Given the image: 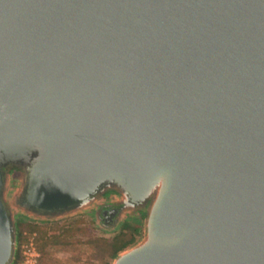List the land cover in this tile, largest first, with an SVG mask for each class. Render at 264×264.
<instances>
[{"label":"water","instance_id":"1","mask_svg":"<svg viewBox=\"0 0 264 264\" xmlns=\"http://www.w3.org/2000/svg\"><path fill=\"white\" fill-rule=\"evenodd\" d=\"M110 207L111 264H264V0H0V264Z\"/></svg>","mask_w":264,"mask_h":264},{"label":"trees","instance_id":"2","mask_svg":"<svg viewBox=\"0 0 264 264\" xmlns=\"http://www.w3.org/2000/svg\"><path fill=\"white\" fill-rule=\"evenodd\" d=\"M77 223L79 224V221L48 226L44 224H31L23 219H18L16 221L18 243H21L22 235L25 230L36 232L38 234L37 245L40 251L39 264H53V262L56 261L53 255L58 252H70L74 243L80 246L87 245L91 247L92 255L95 260L109 262L119 252L132 245L136 241V236L139 233V229L131 224H126V227L117 232L112 238L92 237L91 240L76 241L74 240L75 233L82 232V229H75L74 225ZM81 251L80 249L78 261L81 258ZM18 261L19 253L16 257V262Z\"/></svg>","mask_w":264,"mask_h":264},{"label":"rangeland","instance_id":"3","mask_svg":"<svg viewBox=\"0 0 264 264\" xmlns=\"http://www.w3.org/2000/svg\"><path fill=\"white\" fill-rule=\"evenodd\" d=\"M13 184H15L14 181H13ZM93 212L94 211H90L88 213H83L80 215H76L74 217L63 219V220L56 222V223H53V224H44V225L51 226V225L63 224L66 222L79 221V224L77 223L76 225H74V227H75V229H78V228L80 230L82 229V232L81 233H75L74 240H76V241L77 240H81V241L91 240L92 237L93 238H95V237L112 238L118 230L117 227L123 226V224L120 222L119 224H121V225H117L113 229L103 230L105 228L106 224L104 222H102V220H101V222L97 223L93 219V216H92ZM126 218H128V216H126L124 219H122V221L127 222ZM18 219H22V218L16 217V221ZM140 221H141V219L138 218L136 223H138ZM130 223L134 224L135 222L132 221ZM136 228L139 229V233L136 236L135 242L139 241L140 237H141L140 228L139 227H136ZM27 232H29V231L25 230L23 232V234L27 233ZM37 237H38V234H37ZM23 240H24V235H22L21 243L23 242ZM20 244L18 243V249H19ZM80 249L82 250L81 251L82 253L80 254L81 258L78 261ZM53 257L56 258V261L53 262V264H101V263L111 264V260L109 262L95 260L94 256L92 255L91 247H89L87 245H81L80 246L76 243H74L72 249H70V252H67V253L58 252V253H55L53 255Z\"/></svg>","mask_w":264,"mask_h":264},{"label":"built area","instance_id":"4","mask_svg":"<svg viewBox=\"0 0 264 264\" xmlns=\"http://www.w3.org/2000/svg\"><path fill=\"white\" fill-rule=\"evenodd\" d=\"M23 235L24 240L18 249L19 261L15 264H39L40 251L36 232H27Z\"/></svg>","mask_w":264,"mask_h":264},{"label":"flooded vegetation","instance_id":"5","mask_svg":"<svg viewBox=\"0 0 264 264\" xmlns=\"http://www.w3.org/2000/svg\"><path fill=\"white\" fill-rule=\"evenodd\" d=\"M119 208L118 207H110V208H107V209H101L100 212H96L94 211L92 213V216H93V219L99 223L101 222H104L106 225H105V228L103 230H107V229H113L115 226L117 225H121L119 223L115 224V220L117 218V215L119 213ZM104 212H107L106 214H104ZM122 224H125L126 222L125 221H121Z\"/></svg>","mask_w":264,"mask_h":264},{"label":"crops","instance_id":"6","mask_svg":"<svg viewBox=\"0 0 264 264\" xmlns=\"http://www.w3.org/2000/svg\"><path fill=\"white\" fill-rule=\"evenodd\" d=\"M101 264H106V263H101Z\"/></svg>","mask_w":264,"mask_h":264}]
</instances>
